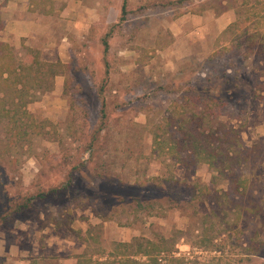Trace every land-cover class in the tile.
<instances>
[{"label":"rangeland","instance_id":"1","mask_svg":"<svg viewBox=\"0 0 264 264\" xmlns=\"http://www.w3.org/2000/svg\"><path fill=\"white\" fill-rule=\"evenodd\" d=\"M8 1L0 41L23 60L34 50L57 74L27 105L34 126L25 138L7 147L0 123V264H93L140 240L172 247L170 264H263L264 94L252 80L264 79V0H81L70 11L52 0L51 12L28 0L42 28L16 44L1 37ZM223 12L236 26L218 33ZM196 91L225 100L205 109ZM191 111L252 148L237 171L242 194L228 200L229 180L211 165L186 168L155 148L167 118ZM250 199L261 200L259 216L241 210L238 237L222 230ZM212 236L218 245L205 246ZM250 238L261 251L247 262L240 242Z\"/></svg>","mask_w":264,"mask_h":264},{"label":"trees","instance_id":"2","mask_svg":"<svg viewBox=\"0 0 264 264\" xmlns=\"http://www.w3.org/2000/svg\"><path fill=\"white\" fill-rule=\"evenodd\" d=\"M33 4L36 6L42 5L43 9L46 8L47 4H50L51 9L46 12H51L53 1L33 0ZM121 11L124 13L125 4H123ZM236 21L230 23L228 27L236 26ZM104 43L107 45L106 41ZM259 47L260 51L264 50V41ZM34 52V50L28 51V53L33 54H29L30 61L29 59L23 60L17 50L0 41V123L3 126V138L7 147H11L12 144L29 134L34 126V121L31 113L28 112L27 105L35 101L38 98L37 95L52 89L53 78L57 74L54 63L42 62L36 59L37 54ZM31 68L33 69L32 77ZM260 77V74L255 75L252 81L253 84L260 86L259 90L264 94V79L260 81ZM219 91L221 90L219 89ZM195 97L205 109L209 104H219L225 100L222 96L211 94L208 91H196ZM204 116L206 114H203L202 111H191L190 113H180L178 117H168L167 131L166 129L162 131L167 133V138L165 135L161 138L157 132L154 133L153 142L157 146L155 148L167 152L168 157L173 158L174 163L181 162L186 168L201 163L211 165L215 173L229 180L228 188L223 191L227 198L230 191L233 190L238 194H242L243 191L238 190L243 188L244 182L240 180L237 171L240 164L249 162L250 158L254 156L250 157L252 148L243 145L239 138V131L227 125L222 126V129L213 125H206L207 120L203 118ZM158 128L160 129L161 126H158ZM236 176L239 180L234 185ZM215 178L217 177L213 175V180ZM252 185L251 182L248 185V188L251 189L250 196H254ZM260 201V199L258 201L250 199L246 201L245 207L237 203L233 210L236 222L231 225L226 221L227 226L223 227L222 230H226L230 226V229H233L234 237H238L237 234L241 231L239 230L241 210L245 214L251 215L252 218L257 217L263 209L261 203H258ZM18 208L20 209L19 206ZM220 235L218 233L216 237ZM212 237L207 239L208 242L205 243V246L209 244L213 247L218 245L214 242L215 237ZM244 242L241 241L240 244L246 245L247 251L244 253L248 254L246 260L249 262L253 260L255 255H259L261 243H255L252 238L249 239V243ZM213 250L219 251V249ZM173 252L172 247L168 245L167 247L160 246L151 240H146L143 244L141 240L135 244L133 241L121 242L117 244L115 250L108 252L101 260L95 261L96 263L93 264H160V259L165 257L170 260V264L172 261L177 260L172 256ZM141 258L144 260H140ZM80 260L78 264H86ZM88 260L90 262V259Z\"/></svg>","mask_w":264,"mask_h":264},{"label":"crops","instance_id":"3","mask_svg":"<svg viewBox=\"0 0 264 264\" xmlns=\"http://www.w3.org/2000/svg\"><path fill=\"white\" fill-rule=\"evenodd\" d=\"M63 1L66 2L64 9L67 11H70L72 8L76 9L82 2L81 0ZM32 7L33 5H29L28 0H9L7 2L6 9L9 11V17L6 18L4 29L1 32L2 40H10L16 44L22 37L37 34L41 31L42 26L36 20L37 13H30L28 11V9ZM83 7L88 9L89 6ZM202 18L203 17H200L199 20ZM232 20V14L223 12L219 17H215L212 24L219 30L218 33H220L229 26ZM78 261L79 256H77V258L71 257L70 260H67L69 264H78Z\"/></svg>","mask_w":264,"mask_h":264}]
</instances>
